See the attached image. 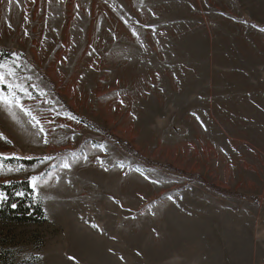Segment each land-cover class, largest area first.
<instances>
[{
  "label": "rangeland",
  "instance_id": "374dc122",
  "mask_svg": "<svg viewBox=\"0 0 264 264\" xmlns=\"http://www.w3.org/2000/svg\"><path fill=\"white\" fill-rule=\"evenodd\" d=\"M0 47L45 129L0 105L16 264H264V0H0Z\"/></svg>",
  "mask_w": 264,
  "mask_h": 264
},
{
  "label": "trees",
  "instance_id": "16d2710c",
  "mask_svg": "<svg viewBox=\"0 0 264 264\" xmlns=\"http://www.w3.org/2000/svg\"><path fill=\"white\" fill-rule=\"evenodd\" d=\"M16 51L0 47V58H8L15 55ZM117 143L124 145L132 151L119 138L111 136ZM4 160L14 161L20 164H32L37 161L35 157H17L13 155L2 156ZM167 167L166 165H162ZM0 221L14 223L40 224L47 220L44 207L40 199L35 196L28 181H11L0 183ZM0 264H16L15 256L11 248L0 246Z\"/></svg>",
  "mask_w": 264,
  "mask_h": 264
},
{
  "label": "snow or ice",
  "instance_id": "6c2138e0",
  "mask_svg": "<svg viewBox=\"0 0 264 264\" xmlns=\"http://www.w3.org/2000/svg\"><path fill=\"white\" fill-rule=\"evenodd\" d=\"M9 2L11 3V0H9ZM27 79H30V77H28ZM22 81L23 78L19 76L16 67H13L8 63H0V85L4 86V87H0V105H2L7 110V112L9 113V115L12 117L13 120L17 119L13 109L19 108L21 111L25 113V115H27L30 118V121L32 122L33 126L34 127L39 126V132L43 133L45 129L41 124L40 119H38L37 116L33 114L31 109L27 108L22 103L23 97H28L29 99L33 98L28 87H26ZM32 87H37V86L32 85ZM20 93L23 94V97L20 95ZM43 94L44 93L41 90V95ZM66 115H68L69 118L74 119V117H72L71 114L66 113ZM0 138H4L2 133H0ZM44 143H48V140L45 139ZM100 147L103 146L101 145ZM2 156L3 154H0V157ZM45 159H50V158L45 157ZM120 166L123 167V164H121ZM63 167L70 168L71 165L67 161H65L63 163ZM19 170L20 169H9V171H19ZM40 179L41 177L39 176L31 177L32 186L34 189L38 186V181ZM2 197L3 194L0 193V198Z\"/></svg>",
  "mask_w": 264,
  "mask_h": 264
},
{
  "label": "crops",
  "instance_id": "0c3cea01",
  "mask_svg": "<svg viewBox=\"0 0 264 264\" xmlns=\"http://www.w3.org/2000/svg\"><path fill=\"white\" fill-rule=\"evenodd\" d=\"M259 1L262 3L263 0H259ZM236 6H237V5H236ZM245 45H246V44H245ZM234 48H235V47L233 46L232 49L234 50ZM245 48H246V47H244V46L241 44L240 49H241V50H244ZM236 49H237V45H236ZM239 55H241V56L243 55V56H244L245 54H243V53L240 54V53H239Z\"/></svg>",
  "mask_w": 264,
  "mask_h": 264
}]
</instances>
